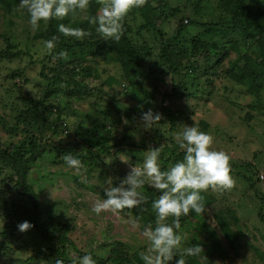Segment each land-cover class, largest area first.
<instances>
[{"label":"rangeland","instance_id":"1","mask_svg":"<svg viewBox=\"0 0 264 264\" xmlns=\"http://www.w3.org/2000/svg\"><path fill=\"white\" fill-rule=\"evenodd\" d=\"M197 1L153 0V6L163 2L166 4L162 14L155 19L152 17V28L139 29L144 24L139 8H133L122 22L123 29L129 30L135 45L149 49L150 55L143 63L149 74L142 86L153 95L154 100L144 98L143 103H139L134 97L125 96V86L121 81L123 72L119 64L113 61L112 53L95 59L85 56L82 65L89 67L90 74L83 78L82 86L71 87L75 94L70 97L56 94L59 95L56 98L63 103L60 106L62 110L66 104L63 117L68 133L61 134L60 130L54 134L52 131L39 132L37 127L26 125V133L51 150L30 166L26 181L35 193L40 218L54 219V225L45 233L55 237V244L59 243L63 235L72 241L80 253H93L105 259L107 253L116 251L121 260L117 257V261L108 264H134L131 258L136 252L147 253L150 245L142 231L150 223L139 219L131 213V209H124L117 216L111 211L97 215L92 212V208L98 200L104 199L103 193L108 188L118 185L119 180L131 171V167L142 166L149 148L160 147V168L164 167L165 171L170 168L172 163L166 162V158L171 157V152L180 151L175 150V134L183 131V125H194L213 137V150L224 151L230 156V174L235 183L231 189L203 191L206 200L210 201V204L205 205L206 212L180 217L178 231L183 237L182 246L176 250V257L169 264H175L183 247L192 244L201 246L202 253L197 256V260L202 264H264V222L259 216L260 210L264 217V76L259 82L261 92L258 97H254L246 84L236 82L230 75L232 65L241 57V46L239 54L230 53L215 66V58L204 60L212 54L210 49L205 53L203 50L197 53L189 51L194 44L191 42L192 36L201 31L198 28L189 26L178 40H173L182 16L194 18L193 9ZM109 2L103 0L101 6ZM175 7H178L179 12L168 15ZM79 11L76 16L78 21H85L87 10ZM199 11L203 19H219L217 0H204ZM1 13L0 10V141L7 144L16 142L17 138L7 133L5 128L13 126L20 112L41 98L47 83L41 74L52 76L49 68L54 64L46 58L48 52L43 47L44 40H33L35 32L28 28L29 32L26 33L23 21L15 17L12 19L15 24L10 27L7 18H3ZM94 26L90 22L86 28L89 35L85 38L99 39L98 34L91 33ZM47 27L48 23L41 24L40 28ZM8 31H12L17 38L5 40ZM7 43H14L17 50L27 54L8 56L4 53ZM165 48L172 50L171 60L181 66L179 75L171 71L169 63L161 60V52ZM183 53L187 54L188 59L184 56L175 59ZM208 63L211 69H206V73L200 70L190 73L189 68H186L187 65L197 64L202 69ZM192 75L198 77L199 81ZM173 88L176 89L175 94L165 97L173 93ZM149 109L161 113L162 118L152 128L145 130L141 114ZM164 109L171 111L173 124ZM101 125L106 126L116 139L125 137V145L121 150L113 149L111 155L104 156L87 176L85 162L88 153L84 146L95 142V136L100 135L97 127ZM130 144H135V147ZM71 148L82 164L78 171L69 168L66 162L58 163L64 157L62 151L68 150L70 154ZM53 157L57 162L53 161ZM163 161L168 163L167 166L163 165ZM86 177L89 178L86 180ZM14 188L15 184L11 186L9 183L0 194V217L3 219H0V264L10 258L23 261L46 246V242L35 231L10 232V220L5 214H14L12 206L16 203L20 206L26 204L30 208V204ZM146 189L159 196V192L147 184L138 191L143 193ZM216 214L231 222L232 229L237 232L232 244H228L219 232ZM231 217H235L236 223L231 221ZM172 219L169 217L166 223L171 224ZM150 221L155 226V217L150 218ZM56 223L64 225L66 232L58 230ZM67 251L73 264L78 254L71 247ZM208 254L212 255L210 260L206 257Z\"/></svg>","mask_w":264,"mask_h":264},{"label":"trees","instance_id":"2","mask_svg":"<svg viewBox=\"0 0 264 264\" xmlns=\"http://www.w3.org/2000/svg\"><path fill=\"white\" fill-rule=\"evenodd\" d=\"M203 1L204 0H198L194 4L193 14L195 16L193 15V19H187L186 16H182L173 40H178V38L190 28L189 26L198 28L201 31L192 36L191 42L194 44L189 51L191 53H197L203 50L205 53L207 49H210L212 54L210 57L208 56L209 58L206 57L204 60L208 61L209 59L210 61L212 58H215V66H218L224 58L230 55V53L239 54V46H241L244 50H241L240 59L232 65L230 75L236 82L246 84L249 93L254 97H258L262 89L259 82L262 76H264V0H217V8L220 11L219 15H217L219 18L217 21L203 19V15L199 11ZM102 3L103 0H89V6L86 9L87 19L85 21H78L79 19H77L76 16L80 11L77 10L74 14L65 17L63 20H50L46 29L39 28L32 36V39L35 41H45L52 36L58 38L56 47L51 53H48L46 57L49 62L54 64L49 68V72H52V76H47L44 73L41 74L42 77L47 80L41 98L35 103L29 104V108L20 112V115L14 119L15 122L13 126L7 129L5 128V131L10 135H14L17 141L7 144L0 141V194H2L1 190L5 188V185L11 183L12 186V183L15 184V192L19 196L25 198L28 204H30V208L26 204L20 206L16 203L12 206L14 214L11 215L9 212L5 214V217L10 220V225L8 226L10 232H17V225L27 220L33 225V227L27 231H35V233L46 242V246L39 249L35 255H31L28 259L17 261L18 259L16 258H10L3 264H28L31 262L55 264L57 259L63 260L64 264H71V260L68 257V247H71L72 250L74 249L78 256L86 254L80 253L72 241L66 236L62 235L59 243L55 244V237H50L45 233L47 229L54 225V219L53 217H48L46 220L40 218L35 193L26 181L30 166L37 160L42 159L47 151L51 152L44 144L40 141H36L32 135L26 133V125L30 128L37 127L39 132L52 131L53 134L58 132V130H60L61 134L65 130H68V126L64 120L65 118L63 117L66 104L64 103V110H62L60 106L63 105V103L56 98L59 97V95L56 94H62V97H70V95L75 94L73 88L82 86L81 82L83 78L86 74H90L89 67L82 65L85 56L95 59L98 57H105L109 52L112 53L114 55L113 61L119 64L123 72V80L121 81H123L125 86V96L127 98L134 97L139 103H143L145 100L144 98L154 100L153 95H151L148 90L145 91V88L142 86L149 74L143 66L145 58L150 55V53H148L149 49L144 46L137 47L135 41L129 36V30L126 28L123 29V34L119 41L104 40L101 37L96 40H92L91 37H84L78 40L73 37H66L57 31V24L59 23H64L70 27H79L86 31L91 18L95 16ZM144 4L145 5L142 7H139L140 15L144 20L143 26L139 27V29L142 30L154 26L151 19H155L160 13L162 14L166 3L163 2L153 6V0H145ZM0 10L2 11L1 14L3 18H7V24H9L10 27L14 26L15 22H12V19L15 17L23 21L26 29L25 32H29L28 28L31 29V27L28 24V16L19 8V0H0ZM132 10L133 9H131L129 13ZM178 12V7H175L172 8V11L169 12L168 15L173 16ZM183 20H186V25L183 24ZM93 29L95 30V26ZM93 29L91 33L92 35H96L97 33H95ZM7 34L8 37H5V40L8 38L12 40L17 38L12 31H8ZM206 35L208 39H206ZM62 51L67 53L66 58H61L57 55ZM4 53L10 57H19L20 55L27 54L22 50H17L14 43H7ZM171 53L172 50H168L167 48L162 50L161 60L164 63H169L171 71L175 75H179L181 66L177 61L171 60ZM183 56L187 58V54L183 53L175 59H181ZM203 66L202 69H199V66L194 64L187 65L186 68H189L190 73L192 71L197 72L198 70L202 73H206V69H211L209 63ZM185 74L188 75V72H185ZM192 76V78L198 79V77ZM193 83H195L194 80ZM175 90L176 89L173 88V93L171 95H165V97H171L175 94ZM160 103H162V101H160ZM164 112L169 118L170 123L173 124L174 118L171 111L164 109ZM27 120L30 121L26 123ZM97 128V132L100 135L98 137L95 136V142L84 146L85 152L88 153L87 160L85 159L87 176L91 174L93 168L102 161L104 156L111 155L113 149L121 150L125 145V137L116 139L104 125ZM129 146L135 147V144H130ZM177 149L178 145L176 144L175 150ZM69 152L74 156L72 148ZM61 154L63 156L69 155L68 150L62 151ZM170 156L171 157L166 158V162L168 160L173 165L183 159V152H171ZM53 161H55L54 157ZM64 162L63 157L58 161L60 164ZM162 163L165 166L166 163L164 161ZM161 170L165 171V168L162 167ZM88 178L89 177H86V180ZM250 183L252 184V181ZM141 194L145 197V201L138 207H135V209L132 208L131 213L154 227L153 223L150 221V218L153 219L155 217L151 205L152 201L157 199L158 196L151 193L148 189ZM201 196L203 197L204 205L207 203L210 204V201L206 200L203 192ZM6 211L8 210L6 209ZM21 211H25V213H21ZM189 214L192 216L196 215L191 211ZM259 216L260 220L264 222V217L260 210ZM179 219V222H181L182 218ZM230 219L233 223L237 221L235 217H231ZM215 222L223 239L228 244H232L237 232L232 229L231 222L226 221V219L218 214L215 215ZM56 225L59 227L58 230L66 232L64 230V225L61 223H56ZM4 234L5 233H2V235ZM90 254L97 261V264L115 262L118 257L117 252L113 250L107 253L108 255L105 259L93 253ZM140 255L141 254L136 252L132 256L131 260L134 264H143ZM206 257L210 260L212 255L208 254ZM119 260L121 259L119 258ZM185 260L186 264H202L197 260V256L186 257Z\"/></svg>","mask_w":264,"mask_h":264},{"label":"clouds","instance_id":"3","mask_svg":"<svg viewBox=\"0 0 264 264\" xmlns=\"http://www.w3.org/2000/svg\"><path fill=\"white\" fill-rule=\"evenodd\" d=\"M144 2L145 0H110L98 8L90 22L95 25V32L102 39L119 41L123 34L124 18L131 9L142 7ZM88 6L89 0H19V8L27 14L28 24L33 32L41 24L46 25L50 20H63ZM57 31L78 40L89 35L82 28L70 27L64 23L57 24ZM57 39L52 36L43 42L48 53L56 47ZM57 55L67 57V53L63 51ZM161 118V113H154L149 109L141 114L142 127L150 129ZM64 133L67 134V130ZM175 140L178 149L183 152L180 162L162 171L158 163L161 148H149L142 166L131 167V171L119 180L118 185L108 188L104 192L105 198L98 200L92 208V212L97 215L103 211H111L120 216L124 209L138 207L145 201L138 189L146 184L159 192L158 198L151 205L155 213V226H146L142 231L150 245L148 252L140 255L143 264H169L176 257V250L182 246L183 237L178 231L179 218L187 216L190 211L198 215L206 212L201 196L203 191L227 190L235 183L230 174V156L224 151L211 148L214 140L210 134L200 131L194 125H183V131L175 134ZM63 159L71 169L78 171L82 167L81 161L73 155H65ZM169 217L173 218L171 224L166 223ZM32 227L27 220L17 225L20 232ZM201 253L202 248L198 244L185 246L175 264H186L185 256L194 257ZM55 264H64V261L57 259ZM73 264H97V261L89 253L78 256Z\"/></svg>","mask_w":264,"mask_h":264}]
</instances>
